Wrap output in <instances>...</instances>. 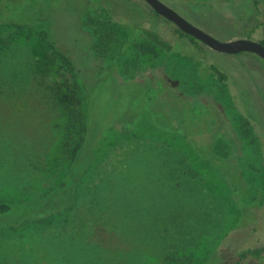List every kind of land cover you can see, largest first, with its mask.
<instances>
[{
  "label": "rangeland",
  "instance_id": "1",
  "mask_svg": "<svg viewBox=\"0 0 264 264\" xmlns=\"http://www.w3.org/2000/svg\"><path fill=\"white\" fill-rule=\"evenodd\" d=\"M163 1L221 40L264 39V0ZM5 3L0 200L44 203L0 217V264H230L264 246L262 58L195 44L144 0ZM65 90L87 127L78 176Z\"/></svg>",
  "mask_w": 264,
  "mask_h": 264
},
{
  "label": "trees",
  "instance_id": "2",
  "mask_svg": "<svg viewBox=\"0 0 264 264\" xmlns=\"http://www.w3.org/2000/svg\"><path fill=\"white\" fill-rule=\"evenodd\" d=\"M204 0L198 1V3L203 2ZM220 3L219 6L227 4V1H224L223 3L221 1H218ZM257 3L258 0H255ZM8 4L5 3L3 5H0V25L2 24L3 17L5 15V12L7 10ZM153 10V9H152ZM156 14H158L155 10H153ZM159 15V14H158ZM161 16V15H159ZM163 17V16H162ZM117 22V21H116ZM122 27H124L130 35H135L136 32H138V29L136 28L135 30L132 31L131 27L129 24L125 22H118ZM174 24V23H173ZM175 25V24H174ZM176 31L180 34L182 37H186L190 39L192 42L195 44H203L201 41L198 39L194 38L193 36L185 33L181 29H179L176 25ZM39 34L45 39L48 40L49 46L55 51V53L59 56L61 61L63 62V67H65L66 70H69L75 78L76 86L79 90V83L82 80V78L79 76L80 73V66L77 60L72 59L71 56L69 55V51H65V49H62L60 47H57L51 40H49V34L46 30L42 29L39 30ZM263 45H264V39L259 40ZM143 45L145 44L146 52H156V46L153 44H147L142 43ZM2 47V46H1ZM170 46H167V49H170ZM51 70H54L53 67H50ZM212 68L220 74L222 77H226V75L220 70L218 67L215 65H212ZM81 85V84H80ZM64 92V93H63ZM62 93H58V102L59 104H63L65 109H66V115H67V134H68V143L67 147H70L71 150L70 152L72 153L73 161L77 162L79 161L80 164L75 165V171L74 175H76L78 171H81L83 166L81 163L82 159V153H83V148L85 146V136H86V123H85V115L83 112V109L77 106V104L81 105L82 100L80 98L79 92L76 90L68 91L65 90ZM42 203H44L43 200H37L34 202H29V203H11L8 201L0 200V217L2 216H24L29 213H32L36 210H39V208H42ZM264 259V246L261 247H255V248H249L240 251L239 253L236 254L234 259L230 262V264H252L253 262H260Z\"/></svg>",
  "mask_w": 264,
  "mask_h": 264
},
{
  "label": "water",
  "instance_id": "3",
  "mask_svg": "<svg viewBox=\"0 0 264 264\" xmlns=\"http://www.w3.org/2000/svg\"><path fill=\"white\" fill-rule=\"evenodd\" d=\"M159 15L174 23L179 29L193 36L213 50L228 54L251 52L264 60V45L249 37L221 40L199 26L193 24L181 13L170 7L163 0H144Z\"/></svg>",
  "mask_w": 264,
  "mask_h": 264
}]
</instances>
